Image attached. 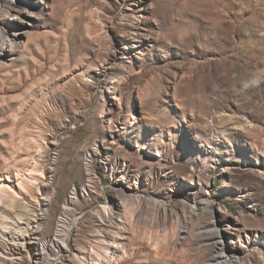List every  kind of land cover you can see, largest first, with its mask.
<instances>
[{"label":"rangeland","instance_id":"rangeland-1","mask_svg":"<svg viewBox=\"0 0 264 264\" xmlns=\"http://www.w3.org/2000/svg\"><path fill=\"white\" fill-rule=\"evenodd\" d=\"M0 206V264H264V0H0Z\"/></svg>","mask_w":264,"mask_h":264},{"label":"bare ground","instance_id":"bare-ground-1","mask_svg":"<svg viewBox=\"0 0 264 264\" xmlns=\"http://www.w3.org/2000/svg\"><path fill=\"white\" fill-rule=\"evenodd\" d=\"M6 44H9V43H6ZM87 170H88V186H89L94 181V178H93V176L91 174V171H90V163H87ZM184 178H185V180H187L189 182H192V179H189L188 177H184ZM127 200L131 201V199H126L125 202ZM12 201H14V199H12ZM113 203L114 202L110 201L107 205H104L103 209H104V212H106L107 215H110V214L113 215L114 214ZM68 210H69V208L65 209L64 213L62 214V216H61V218L59 220V224H58V228H57V237L61 238L63 240L64 244L67 243L70 240V234L72 232L73 227L77 225V222H78L79 218L84 215V213H81V214L77 215L75 217V219H74L73 225L71 224L72 226H66V220H67V217H68V214H69ZM44 215L45 214H43V216H42L43 220H44ZM42 222L43 221H41V223ZM38 223L39 222H37V224ZM27 229H29V228H27ZM29 231L30 230H26L25 236L30 233ZM250 238L252 240V237L248 236V241L243 246L244 247L243 252L245 254H246V252H251L252 249H253V245H252L253 243H252V241L249 240ZM217 244L219 245V247H218V250L215 253V257H214V260L216 261L215 264H232V263L237 261V260H234V259L241 258V254L239 252L234 251L233 248L228 247V246H224L221 242H218ZM240 260H243V259L241 258Z\"/></svg>","mask_w":264,"mask_h":264}]
</instances>
